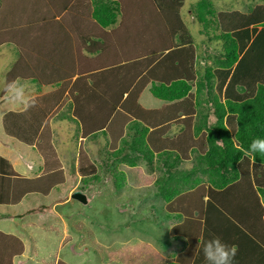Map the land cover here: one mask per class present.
<instances>
[{
    "label": "trees",
    "instance_id": "1",
    "mask_svg": "<svg viewBox=\"0 0 264 264\" xmlns=\"http://www.w3.org/2000/svg\"><path fill=\"white\" fill-rule=\"evenodd\" d=\"M183 2L0 0V48L12 46L17 53L4 74L0 99L18 80L53 89L1 117L3 132L33 146L43 169L26 178L0 156V204H16L31 193L47 196L65 182L51 142V122L65 100L74 104L72 116L84 138L95 140L116 124L118 105L133 103L147 86L169 111L160 116L144 109L152 151L146 142L118 148L112 141L106 159L113 166L117 156L131 166L134 159L151 164L154 157L163 158L155 197L164 203L159 214L168 222L169 236L182 245L164 263L205 264L204 243L219 237L237 247L234 264H264V154H247L253 139H264V4L241 13L208 10V2H198L193 13L221 51L208 63L209 56L197 59L194 37L181 16ZM84 51L95 57L84 60ZM123 94L127 101L121 103ZM173 127L178 132L170 134ZM83 143L76 168L84 184L79 189L86 193L89 182H99V166ZM186 153L194 155L187 167ZM23 252L20 238L0 231V264H13Z\"/></svg>",
    "mask_w": 264,
    "mask_h": 264
},
{
    "label": "rangeland",
    "instance_id": "2",
    "mask_svg": "<svg viewBox=\"0 0 264 264\" xmlns=\"http://www.w3.org/2000/svg\"><path fill=\"white\" fill-rule=\"evenodd\" d=\"M199 1L201 0H184L181 16L191 36L194 37L193 45L196 43V51H199L203 57L209 56V60L212 61V58L221 51H215L219 48L218 44L208 41V35L193 13L198 11ZM205 1L208 2V10L213 7L217 11L238 10L239 12L247 10L249 12L254 6L264 3L263 0ZM199 10L203 12L205 9L199 8ZM210 17L208 15L207 19ZM16 57L17 53L12 46L0 48V85L3 84L4 74ZM16 82L24 86L26 100L45 91L43 86H38L31 80ZM145 88L140 92V100H136L143 108L150 109L158 101L150 96L148 89ZM8 97L4 102H1L2 98L0 99V118L4 112L19 105L11 102ZM69 105L66 104L60 110L53 126L55 132L53 143L63 159L62 162L67 164L65 167L67 181L53 190L49 196L34 194L14 208L17 211H26L32 204L35 208L34 213L26 214L24 220L18 223V227L22 230L24 227L27 234L32 236L30 240L32 242L25 240L27 253L17 259L22 262L24 260L22 264H57L58 260H61L59 264H165V261L172 258L171 254L178 252L182 245L176 242L174 237L169 236L168 222L159 214V210H163L164 203L159 197H155L157 193H155L154 180L165 170L163 158L157 162L154 157L151 164L142 159L138 161L134 159L132 161L136 164L131 166L127 159L120 160L117 156L114 157V161L112 160L113 166L111 160L106 159L110 156L108 153H112V147L110 148L112 141L118 148L122 145H143L146 142L145 148L152 151L147 144L148 125L141 120L138 124L133 123V118L122 111L123 107H121L122 110L117 111L115 125L118 131L125 132L122 137L112 140L108 135L109 131L105 134H97L95 140L84 141V147L90 158L99 166V182L94 183L93 180L89 182L85 191L88 202L83 204L71 200L67 193L71 188L80 190L79 188L84 185L77 173L75 164L77 161L74 160L77 158L78 146H80L79 122L69 114ZM95 114L99 115L98 109ZM113 131L115 133L114 129ZM0 138L9 148L15 150L14 156L18 161L33 164V161L39 159L38 154L30 147L5 136L1 126ZM191 156L187 154L184 166L192 165ZM62 199L67 201L62 202ZM151 205H154L155 209H152ZM1 209L3 208H0V212ZM8 209L7 214L13 210V208ZM58 215L64 217L58 219ZM9 220L7 217L0 218V231L14 235L19 233L25 237L20 228H17V224H12ZM63 229L64 232H69L70 237L62 238ZM146 248H150V251ZM167 257L168 259L165 260ZM16 264H20V261Z\"/></svg>",
    "mask_w": 264,
    "mask_h": 264
},
{
    "label": "crops",
    "instance_id": "3",
    "mask_svg": "<svg viewBox=\"0 0 264 264\" xmlns=\"http://www.w3.org/2000/svg\"><path fill=\"white\" fill-rule=\"evenodd\" d=\"M264 1V0H263ZM259 4H262V3H259ZM264 4V3H263ZM257 6V5H256ZM255 7V6H254ZM253 7V8H254ZM241 13H248V10L246 11V12H242L241 11ZM89 30V28H88V26H85L81 31L82 32H86V31H88ZM195 46L197 47V45H196V43H195ZM198 52V56H197V59L198 60H200L201 59V55H200V52L199 51H197ZM82 53V56H86L85 57V59L84 60H86V61H90V60H92V59H90V58H94L95 57V54H92V55H90L88 52H86L85 51V53L84 52H81ZM207 57V56H206ZM209 59V58H208ZM96 60H98V59H96ZM96 60H95V64H96ZM94 61V60H93ZM209 62H210V60H208ZM14 62V61H13ZM211 63V62H210ZM96 72H97V70H95ZM88 72H89V69L86 67V68H84L83 69V73L84 74H88ZM93 74L95 73V72H92ZM85 75V76H86ZM75 78H76V76H74V77H72V80H71V83L68 85V87H67V92H68V90H70V88H71V86H72V84H73V82L75 81ZM87 79V78H86ZM82 82H84L83 83V86H86V84H87V80H82ZM145 89H148L147 87L145 88ZM44 90L45 91H42V92H40L39 94H37V95H41V94H45L46 92H49V91H51V90H53L52 88H50V87H44ZM88 92V91H87ZM148 93L150 94V92L148 91ZM89 94V93H88ZM35 96V95H34ZM126 96H127V94H123L122 95V98H121V103L123 102V101H127L126 100ZM150 96H152L151 94H150ZM8 97V95H6V96H4V98H2V100H1V102H4V101H6V98ZM153 97V96H152ZM140 98H141V94H139V96H138V100H140ZM155 98V97H154ZM29 99V98H28ZM27 99V100H28ZM157 101H158V103L153 107V108H150V109H148V108H143L142 106H140L138 103H137V101L135 100L133 103H131V102H128L126 105H125V108H123V110H122V108H121V104H119L118 105V108L120 109V110H122V111H124L125 113H127V114H129L130 115V117H132L133 118V123H135V124H138V121L139 120H141V121H143L142 119H144V116H145V110H149V111H151L152 110V112H156V111H158L159 113H160V116H161V114H162V112H164V114H166V115H168L169 114V111H168V109H164L163 108V106L165 107V105H164V103L162 102V101H160V100H158L157 98H155ZM26 99H25V101H27ZM69 101V100H68ZM68 101H64V102H66V103H64L63 105H62V107L58 110V112H57V114L60 112V110H62V108L66 105V104H68L69 102ZM135 102H136V104H138L140 107H142L143 108V110H141L138 106H136L135 105ZM17 104H19L17 107H15V108H13V109H10V110H13V111H15V112H20V111H22V110H24L25 109V107H24V104H22V103H17ZM69 107H70V110H69V114L71 115V117L73 118V116H72V114H74V104H71V106L69 105ZM145 109V110H144ZM8 111V110H7ZM168 114H167V113ZM5 113V112H4ZM3 113V114H4ZM142 113V114H141ZM2 114V115H3ZM2 115H1V117H2ZM140 115H141V117H140ZM57 116V115H56ZM152 116V114H150V117ZM163 121H165L164 119H163ZM167 121V120H166ZM0 122H1V118H0ZM54 122L55 121H52L51 122V128H52V138H51V142H52V144L54 145V143H53V141H54V137H55V132H54V129H53V126H54ZM144 122V121H143ZM145 123V122H144ZM147 124V123H146ZM148 125V124H147ZM0 126H1V124H0ZM149 126V125H148ZM1 129H2V126H1ZM113 129L115 130V133H114V131H113ZM148 129L150 130V129H152L151 127H148ZM173 129H175V127H173ZM2 132H3V129H2ZM178 132V130L177 129H175V130H171V132H170V134H174V133H177ZM4 133V132H3ZM101 133V132H100ZM118 133H121V137L124 135V133L125 132H123V130L122 131H118L117 130V125H114L113 126V128L111 129V131H110V134H108L109 135V137L113 140V138H116V137H118ZM4 135L5 136H7V137H9V138H11V139H13L14 141H17V142H19V143H21V144H23V145H25V146H28V147H30L33 151H35L36 153H37V151L34 149V147L33 146H30V145H27V144H25V143H22V142H20V141H18V140H16V139H14V138H12L11 136H8V135H6L5 133H4ZM59 136H60V134H59ZM57 139V135H56V138H55V140ZM85 140H88V139H86V138H84V135H82V133H81V131H79V142H83V141H85ZM147 142L148 143H150L148 140H147ZM54 147H55V145H54ZM56 148V147H55ZM14 153H15V150L14 149H12V148H9L4 142H3V140H1V138H0V156H2V157H4V158H6L10 163H11V165H12V167H13V169L15 170V172L17 173V174H19L20 176H23V177H26V178H35V177H38V176H40L41 175V173H42V169H43V159L42 158H40V156H39V159H37V161L36 162H34L33 161V164H31V162H20V161H18V159L14 156ZM38 154V153H37ZM64 155V154H63ZM20 158H21V156H19ZM60 157V160H61V162H62V158H61V156H59ZM74 160H75V162H76V159L74 158ZM76 164V163H75ZM67 166V164H64L63 162H62V167H63V169H64V180H65V182L62 184V185H64L65 183H66V177H67V169H65V167ZM69 167H71V166H69ZM54 190V189H53ZM53 190L51 191V192H53ZM75 190V188H71V189H69L68 190V194L70 195L73 191ZM51 192H50V194H51ZM35 193H31V194H27V195H25L22 199H21V201H19L18 203H16V204H9V205H6V204H0V208H3V209H1V212H0V218L1 217H7V218H9L10 220V223H12V224H17V228H20V227H18L19 225H18V223H20V221H23L24 220V217H25V215L26 214H32V213H34L35 212V208H34V206H33V204H32V206H30V208H28L26 211H17V209H15L14 210V208H17L18 207V205H20L23 201H25V199H27V198H30L32 195H34ZM50 194H48L47 196H49ZM38 195V194H37ZM46 196V197H47ZM88 197V196H87ZM71 199V198H70ZM69 198H68V200H70ZM28 200V199H27ZM72 200V199H71ZM57 201H60V200H57ZM65 201H67V199H62V202H65ZM58 205V204H57ZM152 206V205H151ZM8 208H13V210L12 211H9V214H7L6 213V210H9ZM39 212H42V211H39ZM59 217V218H58ZM62 217H64L63 215H58L57 216V218L58 219H60V218H62ZM57 218H56V220H57ZM65 219V218H64ZM64 224V223H63ZM20 231H21V233L23 234V235H25V237L24 236H22V235H20L19 233H17L15 236H17L18 238H20L21 240H22V242H23V244H24V252H23V254L21 255V256H19V257H23L26 253H27V250H26V241H27V239H28V241L31 243L32 241H30V240H32V236L30 235V234H27L28 232L26 231V229L23 227V230L20 228ZM4 233V232H3ZM5 233H7V234H9V232H5ZM12 235H14V234H12ZM63 237H66V238H68V237H70V234H69V232H64V229H63V233H62V238ZM26 240V241H25ZM34 243V242H33ZM146 249H148L149 251H150V248H146ZM181 249H179V251H180ZM178 251V252H179ZM173 254V253H172ZM168 259V257L165 259V260H167ZM17 261H20V264H22L23 262H24V260H23V262L21 261V260H18L17 259V257L16 258H14L13 259V264H16V262Z\"/></svg>",
    "mask_w": 264,
    "mask_h": 264
},
{
    "label": "clouds",
    "instance_id": "4",
    "mask_svg": "<svg viewBox=\"0 0 264 264\" xmlns=\"http://www.w3.org/2000/svg\"><path fill=\"white\" fill-rule=\"evenodd\" d=\"M7 91L11 102L22 103L25 108L30 106L24 99L25 88L22 84L13 82L7 86ZM257 153L264 154V139H253L249 145L247 154L254 158V154ZM202 253L205 264H234L237 247L223 242L219 237H213L204 243Z\"/></svg>",
    "mask_w": 264,
    "mask_h": 264
},
{
    "label": "water",
    "instance_id": "5",
    "mask_svg": "<svg viewBox=\"0 0 264 264\" xmlns=\"http://www.w3.org/2000/svg\"><path fill=\"white\" fill-rule=\"evenodd\" d=\"M70 198L76 200L80 203L86 204L88 202V197L86 193L81 192L80 190H75L70 194Z\"/></svg>",
    "mask_w": 264,
    "mask_h": 264
}]
</instances>
